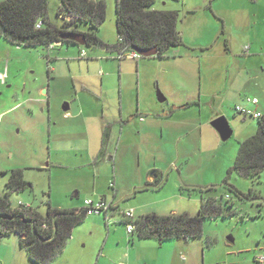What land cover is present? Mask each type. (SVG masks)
Instances as JSON below:
<instances>
[{
  "label": "rangeland",
  "instance_id": "1",
  "mask_svg": "<svg viewBox=\"0 0 264 264\" xmlns=\"http://www.w3.org/2000/svg\"><path fill=\"white\" fill-rule=\"evenodd\" d=\"M106 3V20L97 34L115 44L118 42L117 0H106ZM61 5L62 0H49V20L53 25L65 27L66 19L59 13ZM153 7L178 13L177 28L185 34L182 35L185 43L191 46L208 44L211 50L223 52L226 39L241 48L251 44L249 37L264 42V21L261 20L264 0H155ZM254 19H258L257 24H253ZM69 28L83 33L93 31L90 23L84 21L73 22ZM81 47L86 54L92 51L90 44ZM49 55L57 54L42 45L25 46L0 35V195H6L12 172L21 169L31 187L11 192L9 196L14 204L31 203L45 213L49 202L53 207L80 209L86 198L105 197L115 206L108 215L102 211L76 224L64 248L48 264H117L130 256H139L142 264H161L160 257L169 258V264H181L180 261L191 262L194 256L200 258V264H254L253 253H264V171L260 177L249 179L236 170L230 172V168L240 142L257 132L258 119L244 118L237 112L235 103H227V114L233 118H227L233 129L232 137L223 141L219 136L218 142H213L210 132L219 134L209 119L203 134L206 149L192 153V162L184 170L183 179H178L174 170L168 178L165 173L160 184L141 183L137 178L138 166L147 170L155 161L143 155L140 159L134 149L127 153L128 168L117 175L109 158L102 166L77 167L79 161H88L83 140L74 148H70V142L61 141V145L54 140L50 142V129L56 130V115L63 113L59 109L68 101L61 98L51 99L50 103L32 101V97L45 100L47 97L42 92L54 81L50 67L56 64L48 63ZM209 58L211 65L222 62ZM223 60L227 62L229 57L225 55ZM149 75L151 78L153 72ZM60 81L58 78L57 82L63 85ZM114 95L117 97V93ZM42 104L46 108L44 112ZM49 111L54 118L49 117ZM206 111L213 116L212 108ZM116 148L110 151L112 155ZM230 185L248 194L251 191L250 197L240 198L229 190ZM211 186L221 189L205 190ZM202 194H207L214 205L223 207V214L205 217L202 236L189 240L166 239L162 243L157 238H140L136 233L127 232L123 210L133 208L135 215L173 211L197 214ZM247 246H253V250L244 251ZM259 246L263 250L256 251ZM0 264L37 263L12 233L0 235Z\"/></svg>",
  "mask_w": 264,
  "mask_h": 264
},
{
  "label": "crops",
  "instance_id": "2",
  "mask_svg": "<svg viewBox=\"0 0 264 264\" xmlns=\"http://www.w3.org/2000/svg\"><path fill=\"white\" fill-rule=\"evenodd\" d=\"M241 11L246 13L245 9ZM257 22L258 19H254L253 24ZM248 40L251 44L241 48L226 39L224 54L218 49L211 50L208 44L191 46L185 43V47H173L162 57L135 59H119L116 48L97 45H90L91 53L81 56L84 50L81 44L78 47L74 43H64L54 47L56 65L50 67L54 81L42 92L47 98L37 101L32 97V101L50 103L56 98L68 101L65 103L69 104V110L64 111L62 106L59 112L63 113L56 115V130L50 129V142L54 140L59 145L61 141L70 142V148H74L83 140L88 161H79L77 167L102 166L109 158L117 175L128 168L127 153L134 149L140 159L143 155L155 161L147 170L138 166L137 178L141 183L147 185L156 180L160 184L165 173L168 178L174 170L177 178L183 179L184 170L192 162V153L206 149L204 125L209 119L213 121L220 116L231 118L226 111L227 103L237 106L245 104L248 96L257 97L259 103L249 106L264 114V42L253 37ZM225 55L229 57L227 62L223 60ZM209 57L222 62L211 65ZM150 71L153 72L151 78ZM58 78L63 85L57 82ZM210 108L213 116L206 111ZM44 109L42 104V112ZM49 117H53L50 111ZM210 134L213 142L221 138L217 133ZM115 148L112 155L110 151ZM141 216L135 215V218ZM247 247L242 249L253 250V246ZM255 250L263 249L259 246ZM261 254L264 253H253L254 264H264L257 259ZM167 260V257L159 259L161 264H169ZM119 262L142 264L139 256L119 260L117 264ZM180 263L200 264V258L194 256L191 262Z\"/></svg>",
  "mask_w": 264,
  "mask_h": 264
},
{
  "label": "trees",
  "instance_id": "3",
  "mask_svg": "<svg viewBox=\"0 0 264 264\" xmlns=\"http://www.w3.org/2000/svg\"><path fill=\"white\" fill-rule=\"evenodd\" d=\"M154 2L155 0H117L116 28L118 37L123 36L124 42L111 45L101 40L97 34L106 20V0H62L59 13L66 19L65 27L50 22L49 0H0V35L25 46L42 45L51 52L54 47L64 43L79 44L72 34L83 32L69 26L73 22L84 21L93 28L92 32L83 33L86 45L116 48L117 51L126 44L135 50L156 47V55L162 57L171 48L186 44L177 28L178 13L175 10L154 8ZM40 21L42 24L38 27ZM65 34L67 36L63 37ZM51 44L54 45L50 49ZM47 59L51 63L54 57L49 55ZM257 119V132L240 142L234 164L230 168V172L236 170L249 179L260 177L264 171V114ZM29 187L31 184L24 178L23 171L14 170L6 184V195H0V231L1 235L18 234L20 246L26 249L29 257L37 264H48L64 248L72 235L73 227L87 215L83 208H59L53 207L51 203L47 204L48 208L43 214L38 206L26 209L11 201V192H21ZM215 188L217 191L221 189L211 186L205 190ZM229 190L240 198L250 197L251 193L243 192L234 185H230ZM206 195L202 194V204L197 214L148 213L134 221V233L140 238H157L161 241L189 240L202 236L205 217L223 214V207L214 205ZM43 223H47V227H43Z\"/></svg>",
  "mask_w": 264,
  "mask_h": 264
},
{
  "label": "built area",
  "instance_id": "4",
  "mask_svg": "<svg viewBox=\"0 0 264 264\" xmlns=\"http://www.w3.org/2000/svg\"><path fill=\"white\" fill-rule=\"evenodd\" d=\"M41 24H42V21H40L37 26L40 27ZM118 42L119 43L124 42L123 36L118 37ZM53 45L54 44L49 45V48L50 49L53 48ZM86 55L87 54H86L85 50H82L81 56H86ZM141 56L142 55L138 51L128 47L127 44L124 46L122 45L121 49L119 51H117V58H119V59L124 58V57L140 58ZM245 102H246L245 104H240V105L236 106L237 112L244 115L245 117L253 116L255 118H260L263 116L262 112L257 111V110H255L249 106L252 104H258L259 103V99L257 97L248 96V97H246ZM19 204L22 205L26 209L33 207V205L31 203L26 204V203L20 201ZM82 208L85 209L86 215L100 214L102 211L106 212L108 215L109 211L114 208V205H113V203L108 202L104 198H100L98 200H94L92 198H87L84 200V207H82ZM122 217L124 218L123 220H125L127 222V232L129 234H134V232H135L134 221L136 220L135 210L133 208L123 210L122 211ZM43 227H47V223H43ZM15 235H17L19 237L18 234H15ZM257 259H258V261L264 263V255L258 256ZM118 264H127V263L119 262Z\"/></svg>",
  "mask_w": 264,
  "mask_h": 264
},
{
  "label": "water",
  "instance_id": "5",
  "mask_svg": "<svg viewBox=\"0 0 264 264\" xmlns=\"http://www.w3.org/2000/svg\"><path fill=\"white\" fill-rule=\"evenodd\" d=\"M67 34H65L63 37H66ZM72 37L75 39V41L81 45H86V36L83 33H74L72 34ZM136 50L142 55V56H153L158 53V49L156 47H153L151 49H139L136 48ZM160 100H163L159 97ZM63 110L68 111L69 110V104L65 103L63 105ZM211 125L217 130L219 133L221 139L223 141H226L230 139L233 135V129L228 121V119L225 116H220L214 119L211 122ZM233 240V239H231Z\"/></svg>",
  "mask_w": 264,
  "mask_h": 264
}]
</instances>
